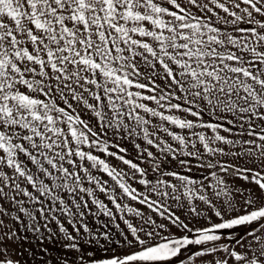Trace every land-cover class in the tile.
Wrapping results in <instances>:
<instances>
[{"label": "snow or ice", "instance_id": "6c2138e0", "mask_svg": "<svg viewBox=\"0 0 264 264\" xmlns=\"http://www.w3.org/2000/svg\"><path fill=\"white\" fill-rule=\"evenodd\" d=\"M0 264H264V0H0Z\"/></svg>", "mask_w": 264, "mask_h": 264}]
</instances>
